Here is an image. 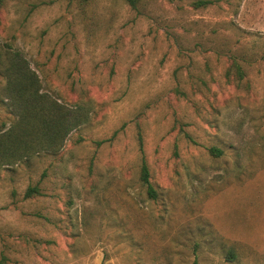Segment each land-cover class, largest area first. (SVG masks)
Listing matches in <instances>:
<instances>
[{
	"label": "rangeland",
	"instance_id": "obj_1",
	"mask_svg": "<svg viewBox=\"0 0 264 264\" xmlns=\"http://www.w3.org/2000/svg\"><path fill=\"white\" fill-rule=\"evenodd\" d=\"M0 48L82 116L0 165V264H264V0H0Z\"/></svg>",
	"mask_w": 264,
	"mask_h": 264
},
{
	"label": "trees",
	"instance_id": "obj_2",
	"mask_svg": "<svg viewBox=\"0 0 264 264\" xmlns=\"http://www.w3.org/2000/svg\"><path fill=\"white\" fill-rule=\"evenodd\" d=\"M86 1V0H85ZM131 8H136L141 0H123ZM199 1L197 6L205 5ZM0 76L2 91L14 109V121L0 131V165L15 163L41 151L57 152L67 134L81 121L78 113L57 103L46 93L41 92L39 80L28 62L18 51L0 48ZM214 155L220 151L211 149ZM139 179L149 199L155 200L157 192L149 181V171L142 158ZM35 187H28L26 198L38 195ZM233 259V253L229 254Z\"/></svg>",
	"mask_w": 264,
	"mask_h": 264
}]
</instances>
